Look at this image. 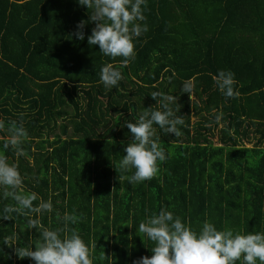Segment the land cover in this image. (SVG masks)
<instances>
[{
    "label": "trees",
    "instance_id": "16d2710c",
    "mask_svg": "<svg viewBox=\"0 0 264 264\" xmlns=\"http://www.w3.org/2000/svg\"><path fill=\"white\" fill-rule=\"evenodd\" d=\"M142 9L137 23L148 31L121 67L123 57L88 44L93 9L79 0H0V152L18 165L24 191L53 205L4 220L15 201L0 186V264H35L15 249L35 250L42 229L63 227L65 213L77 217L69 228L96 244L93 264L151 257L155 243L139 224L162 209L197 233L206 221L264 233V0H146ZM81 21L84 40L73 35ZM108 63L123 76L111 88L100 79ZM221 70L235 74L238 97L218 89ZM188 80L191 100L182 92ZM153 92L173 97L169 107L185 123L179 137L154 124L167 159L151 180L131 183L135 169L119 167L132 140L126 124L146 108L163 110ZM21 118L27 138L17 155L4 144L9 122Z\"/></svg>",
    "mask_w": 264,
    "mask_h": 264
},
{
    "label": "clouds",
    "instance_id": "9594fccd",
    "mask_svg": "<svg viewBox=\"0 0 264 264\" xmlns=\"http://www.w3.org/2000/svg\"><path fill=\"white\" fill-rule=\"evenodd\" d=\"M79 3L88 9H93L90 20L95 22L91 35L88 36L89 45H98L100 52L112 58L123 57L120 64L126 67L135 56L134 39L142 32H147L144 21L142 5L146 0H79ZM87 22L81 21L77 31L73 34L79 40H84V28ZM231 71H219L213 79L218 89L226 98H236L239 92L234 86L237 81ZM100 79L106 88L114 87L123 79L119 69L108 63L101 69ZM192 80L185 81L182 92L192 99ZM153 100L163 110L146 108L135 123H127L132 140L124 148L123 159L119 167L125 171L135 169L134 175L128 177L129 182H143L151 180L159 172L158 162L167 159L165 150L156 137L154 124L166 133L175 137L182 135L178 126L184 125L183 116L175 115L170 102L174 98L160 92L151 94ZM180 109H177L179 111ZM221 115L216 116L219 123ZM5 128L0 121V130ZM10 136L4 144L16 150L17 155L23 154L22 144L27 138V131L23 120H12L8 124ZM24 178L18 165L9 163L8 158L0 152V186H3L4 196L11 197L15 206L4 208L2 219L10 220V213H17L30 217L31 214L51 212L53 205L51 199L44 201L35 192L24 191ZM39 199L38 205L34 202ZM64 226L54 230L43 228L40 235L42 242L35 246L17 247L16 255L23 259L31 258L35 264H93V253L96 244L89 246L85 243L77 230L69 228V224H76L77 217L65 213ZM30 228L41 227L39 219H28ZM140 234L155 243L151 257L143 256L133 264H264V233L242 234L232 229L217 230L210 222H204L199 233L190 225L182 222L181 218L174 217L173 213L162 209L158 215L153 214L139 224ZM7 244V239H6ZM103 258V257H101Z\"/></svg>",
    "mask_w": 264,
    "mask_h": 264
}]
</instances>
